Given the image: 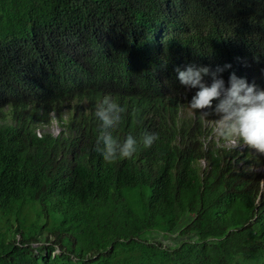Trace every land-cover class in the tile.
<instances>
[{"label": "trees", "instance_id": "1", "mask_svg": "<svg viewBox=\"0 0 264 264\" xmlns=\"http://www.w3.org/2000/svg\"><path fill=\"white\" fill-rule=\"evenodd\" d=\"M189 64L264 89V0H0V264H264V172L206 142ZM106 96L138 145L112 163ZM225 220L241 248L212 237Z\"/></svg>", "mask_w": 264, "mask_h": 264}, {"label": "clouds", "instance_id": "2", "mask_svg": "<svg viewBox=\"0 0 264 264\" xmlns=\"http://www.w3.org/2000/svg\"><path fill=\"white\" fill-rule=\"evenodd\" d=\"M229 68L230 64L217 65L214 70L208 66L189 64L184 70L177 68L176 72L182 86L198 89L192 96L189 107L199 110L204 117L212 113L202 110L212 109L219 117L218 132L223 139L238 137L249 148L264 154V89L249 84L234 72L229 76L226 86L220 74ZM205 77L211 78L210 84ZM123 111V108L107 96L96 107L95 115L102 121L105 131L97 140L95 151L100 153L107 163H112L118 158H132L137 152V140L133 136L129 135L121 143L108 131L118 125ZM156 139L157 134H145L143 145L150 147Z\"/></svg>", "mask_w": 264, "mask_h": 264}, {"label": "rangeland", "instance_id": "3", "mask_svg": "<svg viewBox=\"0 0 264 264\" xmlns=\"http://www.w3.org/2000/svg\"><path fill=\"white\" fill-rule=\"evenodd\" d=\"M194 91V93L198 90L196 89H192ZM215 105L213 104V109H214ZM184 110L186 111V113H188L190 116H194L195 114V110L191 109L189 107V105H186L184 107ZM202 111H207V112H211L212 114L209 115L208 117H204V121L202 123L203 125V129L204 131H208L207 132V139L206 142L212 140L213 141V145L214 147H216L217 149H219V151H223L222 149H225L227 151H229L228 157L231 158L233 157V155H235L234 161H236L238 163V165H242L246 170L250 171V172H264V154H260L258 152H256V150L249 148L247 145L244 144V142L242 141V139L238 138V137H233L230 140H225L223 139L218 132V124H217V119H219V117L212 111V109H205ZM200 112V111H199ZM53 119L50 123V125L46 126L45 129L47 130H51L54 134H57L60 130V126L58 125V121L56 119V115L55 113L52 114ZM44 128V126L42 127ZM237 152V154H236ZM247 153V155H251V158L248 162H246L245 160L241 159L240 160H236L237 159V155L239 154H244ZM235 162V163H236ZM201 164L204 166L206 165V162L201 161ZM26 208V214H30V216H28V222L26 221L25 225H29V222L31 219L36 220L37 219V210L39 209V206L35 203H31L28 202L27 205L25 206ZM32 216V217H31ZM230 220H225L217 230H215L212 234V237L219 239L224 246L228 247L229 249H234L236 248H241V239L237 238V234L236 232L231 228L230 226ZM185 222V221H184ZM1 225V224H0ZM157 231H153V232H149L146 234V236H151L152 234H154V236L157 239H160L162 237L163 242L166 244H173V240H170L169 237L167 236H161L159 233H156ZM179 231H177L176 235H174V241L177 243L178 242V238H177V234ZM18 239H20V237L18 236ZM54 239V238H52ZM42 243H38L35 242L33 243L34 246H38L41 245ZM61 248L58 247L56 252H60Z\"/></svg>", "mask_w": 264, "mask_h": 264}]
</instances>
